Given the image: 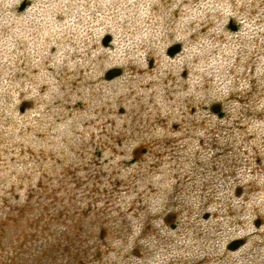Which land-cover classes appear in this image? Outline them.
<instances>
[{
	"label": "rangeland",
	"instance_id": "rangeland-1",
	"mask_svg": "<svg viewBox=\"0 0 264 264\" xmlns=\"http://www.w3.org/2000/svg\"><path fill=\"white\" fill-rule=\"evenodd\" d=\"M1 224L5 264H264V0H0Z\"/></svg>",
	"mask_w": 264,
	"mask_h": 264
},
{
	"label": "trees",
	"instance_id": "trees-1",
	"mask_svg": "<svg viewBox=\"0 0 264 264\" xmlns=\"http://www.w3.org/2000/svg\"><path fill=\"white\" fill-rule=\"evenodd\" d=\"M179 50L178 45H173L167 51L169 56L174 55ZM210 111L217 115L218 107L216 105H212L210 107ZM7 229L5 224L0 225V237H4V230ZM72 239L68 238H60L56 239V241H46L47 247L43 253H29L26 252V258H20L19 256H15L10 259L7 264H76L77 258L82 255V251H78L77 247L72 243ZM53 242V243H52ZM74 242V241H73ZM239 243L233 245V249L238 246ZM74 253V254H72ZM22 254V253H21ZM5 264V263H0Z\"/></svg>",
	"mask_w": 264,
	"mask_h": 264
}]
</instances>
